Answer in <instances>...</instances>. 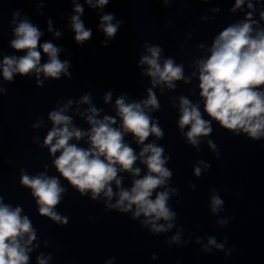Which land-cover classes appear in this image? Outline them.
Here are the masks:
<instances>
[{"label": "water", "instance_id": "obj_1", "mask_svg": "<svg viewBox=\"0 0 264 264\" xmlns=\"http://www.w3.org/2000/svg\"><path fill=\"white\" fill-rule=\"evenodd\" d=\"M249 2L245 0L233 12L235 0H109L103 7H93L87 0H0V62L4 56L26 54L11 47L15 38L12 14L19 10L21 17L27 16L42 32L40 43L51 42L62 49L59 59L70 65V77L62 74L53 80L41 74L42 87L37 86L34 73L16 74L14 82H9L0 71V88L5 89L0 92V197L4 204L21 207V215L32 221L36 239L29 245V264H38V257L46 264H264V137L253 140L243 132L236 135L212 120L213 132L192 146L184 135L188 128L182 132L178 125L181 96L199 104L203 118L211 119L199 95L196 62L208 58L215 37L244 21L249 12L257 22L254 32L264 29L260 17L264 0H251L253 9L247 7ZM76 4L83 7L80 19L92 33L82 43L75 40L71 24ZM109 13L115 17L114 24L123 21L114 38L107 37L101 27V17ZM146 44L162 48L161 64L167 58L182 64L189 82L176 81L175 89L153 87L151 77L144 74L148 66L140 64L141 57L148 55ZM47 61L42 53L41 64ZM149 88L160 108L146 111L153 122L158 121L164 137L150 136L145 143L154 142L165 148L166 156L171 155L166 167L173 176L165 187L178 190L168 202L177 213L174 227L161 233L142 226L143 216L134 220L132 212L109 209L107 203L114 204L115 195L111 201L103 194L97 200L91 199V192L81 196L56 171L55 157L43 144L52 127L49 113L69 100L72 104L64 114L72 117L75 127L89 130L86 114L95 106L100 110L98 119L113 116L117 120L113 127L119 128L115 100L122 94L127 102L147 99ZM108 92L112 98L105 103ZM85 95L90 96V104L81 102ZM124 139L138 155L143 145L130 133ZM209 140L215 149L209 147ZM71 142L89 147L87 137ZM205 164L210 167L205 169ZM136 166L141 168V176L147 172L139 160ZM196 167L202 170L199 177ZM40 173L58 177L66 189L54 210L67 218V224L41 216L31 189L20 183L22 174ZM119 175L125 188L139 178L127 172ZM112 187L114 193L118 191L114 183ZM213 194L224 200L215 214L211 210ZM224 219L227 224L218 223ZM178 232L180 242H171ZM210 237L224 243V248L208 245ZM206 246L210 251L204 250Z\"/></svg>", "mask_w": 264, "mask_h": 264}, {"label": "clouds", "instance_id": "obj_2", "mask_svg": "<svg viewBox=\"0 0 264 264\" xmlns=\"http://www.w3.org/2000/svg\"><path fill=\"white\" fill-rule=\"evenodd\" d=\"M168 0H165L167 3ZM93 7H103L109 0H87ZM245 0H235L233 12L241 8ZM247 7L253 9L250 2ZM76 15L71 17L75 40L82 43L91 38V30L86 29L80 15L83 7L76 4ZM264 20V12L260 13ZM114 15L109 13L101 17V27L109 38H114L123 21L112 22ZM49 31H51V21ZM257 22L249 12L244 21L230 25L215 37L210 55L207 59L196 62L199 72V95L203 99V110L211 119L203 118L199 104H194L186 96L179 98L180 117L179 129L183 132L187 142L197 146L200 137L209 136L213 132L211 121H216L220 127L239 135L246 133L253 140L264 137V29L254 32L253 25ZM11 24L15 38L11 40V47L15 50L25 51L21 56H4L0 62V71L5 81L14 82V76L36 75L38 87L43 86L40 79L59 80L61 75L70 77L68 72L69 62L61 61L59 53L62 49L51 42L40 43L42 32L27 16L21 17L19 10L12 14ZM60 36L59 32L55 33ZM148 55L140 59V64L147 65L145 75L151 77L153 87L166 85L169 89L176 88V81L183 80L188 83L190 78H185L183 65H178L173 59L167 58L160 63L162 48L160 46L145 45ZM42 53L46 54L48 61L41 64ZM195 75V73H193ZM5 89L0 88V92ZM112 98L108 92L104 96L105 103ZM82 103L90 104L89 95L82 97ZM69 100L64 107L53 110L48 118L52 122L51 129L47 132L43 144L55 157L53 164L56 171L62 176L81 196L91 192V199L97 200L101 194L111 201L117 196L116 202L107 203L109 209L121 213L132 212V219L143 216L141 221L144 227H150L153 233L167 232L174 227L172 221L177 213L169 206L171 195L177 189L165 187L173 176V172L166 167L171 155H165V148L156 143H145L150 136L158 139L164 137L163 129L158 121L153 122L148 109L158 110L160 102L152 88L148 89L147 99L127 102L126 95L122 94L115 100L116 115L120 119V127H113L117 120L113 116L105 115L98 119L100 110L95 106L88 109L86 114L88 131H83L73 125L72 117L65 115ZM130 133L137 144L143 145L139 154L125 142V134ZM87 137L89 147L78 146L71 141L82 140ZM209 147L215 149L213 141H208ZM59 153L57 156L56 154ZM146 166L147 172L141 176V168L136 166L137 161ZM203 163V161H201ZM210 165L205 164L208 169ZM195 175H201V168H195ZM121 172L130 173L132 180L130 188L122 186ZM20 183L31 189V194L39 206V214L50 218L52 221L67 224L66 217L59 215L54 209L61 202L62 194L66 191L61 186L58 177H49L44 173L35 176L22 174ZM115 184L114 193L112 184ZM194 187V185H190ZM162 189V190H159ZM224 200L218 194L211 198V210L215 214L222 209ZM134 207V211H133ZM22 208L3 203L0 197V264H29V253L33 240L36 239L35 229L28 216L21 215ZM230 219V218H229ZM165 221L160 224L158 221ZM224 225L227 219L218 221ZM171 242H180V233L171 237ZM208 245L223 249L224 243H217L214 237L208 239ZM205 251H210L207 246ZM38 264H46L40 257ZM111 264V262H109Z\"/></svg>", "mask_w": 264, "mask_h": 264}]
</instances>
